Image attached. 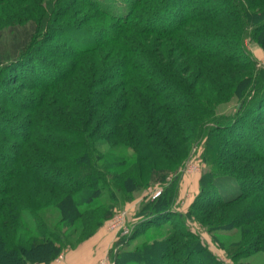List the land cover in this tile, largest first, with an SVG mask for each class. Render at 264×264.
I'll return each mask as SVG.
<instances>
[{"label": "trees", "instance_id": "1", "mask_svg": "<svg viewBox=\"0 0 264 264\" xmlns=\"http://www.w3.org/2000/svg\"><path fill=\"white\" fill-rule=\"evenodd\" d=\"M16 1L29 6L43 0ZM208 1L194 10V0H123L125 7L115 13L99 0H44L38 29L16 26L9 40L0 39V72L10 69L8 83L31 89L27 96L0 97L2 106L15 111L14 118L0 114V264L53 261L64 248L61 225L86 220L107 190L116 199L142 187V175L173 162L169 148L183 141L181 133L190 126L199 128L192 144L204 139L203 158L210 165L190 210L199 207V221L209 231L240 234V253L250 244L264 252V71L255 72L242 44V29L251 27L264 47V11L224 0L233 41L223 34L222 6ZM56 9L68 18L76 15L58 30L63 44L46 51L52 63L37 58L38 64L22 68L40 39L34 31L45 29ZM82 13L86 20L76 29ZM197 15L208 22L182 28ZM85 32L97 34L80 38ZM218 39L226 51L211 42ZM238 51L250 61L243 69L235 64ZM222 96L241 100L239 109L228 121H207ZM103 143L110 150L130 148L136 158L108 150L102 159L96 147ZM177 186L164 187L132 229L169 214ZM27 216L31 229L23 228ZM185 230L173 226L165 242L126 252L119 264H163L153 262L156 256L186 264L192 254L205 264H222L197 234ZM158 248L163 251L155 254Z\"/></svg>", "mask_w": 264, "mask_h": 264}, {"label": "rangeland", "instance_id": "2", "mask_svg": "<svg viewBox=\"0 0 264 264\" xmlns=\"http://www.w3.org/2000/svg\"><path fill=\"white\" fill-rule=\"evenodd\" d=\"M217 1L218 4L222 6L221 13L225 15V17L221 14L218 16L222 20V25L225 27L223 31L225 33L223 34L226 35V38H230L234 41V37L230 36V32L227 30L228 26L230 27V22H232V14H229L230 4L229 2L225 3L224 0ZM205 2H207L206 5ZM99 3L104 7L111 8L115 13L120 12L125 7V2H123V0H99ZM194 3L197 4V7L193 5V9L197 10L198 8L201 9L200 5L202 3H204L202 4L204 8V6H208L210 2L208 0H194ZM241 3L244 10L247 9L251 11V5H253L254 10L264 11V0H241ZM44 5V0L41 1V3L37 4L36 2V4H31L29 6L26 4L24 6L16 0H0L1 42L10 39L13 30H17V28L14 29L16 26L20 28V26L25 24L38 29L40 18L46 11ZM186 10L188 11L190 8ZM59 11L61 10L56 9L54 12L50 13V18L45 29L34 31V36H40V39L34 43L31 49V56L26 59L23 67L21 66L22 68L27 67V65L38 64L37 58L40 61L44 60L52 63V57L48 56L46 51L52 52V49H50L52 44L58 45L57 48L63 44L60 39L62 35L58 30H60L61 26L67 21L70 23L71 18L72 20L76 18L75 14L72 15L71 18L62 16V11L60 13ZM84 14L85 13L78 15L79 19H76L77 23L74 25L76 29L81 27L84 20H86ZM202 16L207 15L202 14ZM217 19L214 18L213 21ZM207 22H199L197 15L182 28L188 30L191 25L202 26V24L205 25ZM89 29L92 30V28ZM218 33L221 34V32H217V34ZM96 34L97 33L85 32L80 34L79 37L82 39H89L95 37ZM242 34V44L249 55L248 58L255 61H253L255 72L264 71V47L253 38L251 27H244L242 29ZM50 37H55L56 40H48ZM240 41L241 39L238 38L236 42H232V47H235V50L240 49ZM211 42H217L220 44L219 46H222L219 39ZM199 46L203 45L199 44ZM212 46H214V44H212ZM221 48H225V51L228 49L225 43ZM236 58L238 59H236L235 64L241 65H239V69L245 68L250 62L248 58L239 51L237 52ZM195 64L197 65L198 63L195 62ZM254 69H252L251 73H253ZM10 72V69H3L0 72V97L27 96L31 92V89L22 88L19 81L8 83V80H10ZM244 73L245 71H243V74ZM29 77L31 76L28 75V78ZM252 94L253 92L251 91L250 96ZM250 96L247 95L246 92L247 100H250ZM240 101L241 100L237 98L220 97L217 102L212 105V109L207 112V121H228L239 109ZM14 112L15 111L9 108L6 109V107L0 104V114L4 116L10 114V117H13ZM196 129L197 127L193 129L190 126L187 132L181 133L183 141L169 148V152L173 156L171 158L173 162H169L168 165L165 164L164 169L159 168V171L155 173L146 172L142 175L141 180L144 183L142 187L130 193H124L123 197L121 194H117L114 197L116 199L110 197L109 191L107 190L97 199L98 203L93 207L91 215L89 214L86 220L80 219L74 223H65L61 225L60 231L64 235L65 243L63 244V250L56 258L61 254L63 257L66 256V254H79L85 257L81 258L85 264H119V260L125 257L124 254L126 252H135V250H140L143 246L149 249L147 246L151 242L156 243L157 241L163 240L165 242L166 237L171 234L172 227L174 226L180 231L186 232L185 229H189L191 232L197 234L204 246L215 258L222 262V264H264V252L262 250L252 251V245L250 244L249 250L240 253L242 249V247L239 248V244L241 243L240 234L235 233L228 235L209 231L199 221V216L196 213L199 212V207L193 212L190 210L192 202L200 191V178L209 170L210 166L203 158L204 139L198 143L192 144L193 139L200 133L199 128ZM2 140L0 139V143ZM96 148L100 152L102 159L108 157V150H110L108 144L103 143ZM111 150V155L117 154V156H122L128 160L136 158L134 151L130 148L118 146L113 147ZM175 182H178V186L171 212L162 218L156 219L148 224H141L132 229L133 225L138 223L141 217L151 210L153 202L157 196H159L158 193L169 184L174 185ZM232 192L233 188H230L226 191V195L228 196ZM209 194L210 192L208 193V191H206L202 196L206 198ZM176 212L183 213V218H179ZM24 221L29 225H24L23 228L31 229L33 227L29 216H27ZM162 251V248H158L155 254L159 252L162 253ZM170 254H172V252ZM181 259L182 257L178 260L181 261ZM153 262L178 264L177 259L171 258L163 260L157 256L154 258ZM186 264H205V262L199 254H192L189 258V263Z\"/></svg>", "mask_w": 264, "mask_h": 264}, {"label": "crops", "instance_id": "3", "mask_svg": "<svg viewBox=\"0 0 264 264\" xmlns=\"http://www.w3.org/2000/svg\"><path fill=\"white\" fill-rule=\"evenodd\" d=\"M82 257H84L83 255H79V254H74V255H67L66 256H62V254L58 257L55 258L53 261H51L48 264H85L81 259ZM85 258V257H84ZM44 264V263H42Z\"/></svg>", "mask_w": 264, "mask_h": 264}, {"label": "built area", "instance_id": "4", "mask_svg": "<svg viewBox=\"0 0 264 264\" xmlns=\"http://www.w3.org/2000/svg\"><path fill=\"white\" fill-rule=\"evenodd\" d=\"M159 194V193H158Z\"/></svg>", "mask_w": 264, "mask_h": 264}]
</instances>
